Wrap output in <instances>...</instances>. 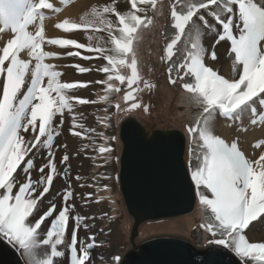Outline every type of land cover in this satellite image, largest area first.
Here are the masks:
<instances>
[{"label": "snow or ice", "instance_id": "obj_1", "mask_svg": "<svg viewBox=\"0 0 264 264\" xmlns=\"http://www.w3.org/2000/svg\"><path fill=\"white\" fill-rule=\"evenodd\" d=\"M138 3L150 4L154 13L162 14L156 7L157 0H131V11L120 13L114 7L104 6L93 9V20L82 19L78 23L64 19L55 25L56 29L69 33L87 30L96 24L106 25L111 34L113 23L105 17L107 13L115 12L119 35H113V46L105 49L78 43L76 39L48 37L45 10L59 11L49 0H0V37L11 33V38L0 47V77H3L0 96V238L21 250L28 264H54V258L65 255L58 250L62 245L69 250L70 264H92L91 252L96 247L94 237L90 238L93 242L78 241L79 229H87L89 225L85 222L87 218L77 213L76 205L71 203L75 194L68 180L70 157L67 153L62 156L60 163L64 168L61 173L55 162L54 148L66 112L72 114L71 134L91 139L87 134L94 130L78 124L80 114L75 113L76 104L84 105L89 101L69 94L87 87L88 83L62 82V73L57 66L47 62L58 54L45 50L46 46H74L77 50L68 51L69 57H81L79 50L85 48L97 53L106 61L98 69L106 74L104 81H97L106 85L105 96L101 99L107 101L108 94L121 92L120 86L124 85L122 100L128 107L120 109L119 103L116 107L122 111L140 108L139 93L155 85L141 74L137 44L142 39L141 30L152 25L154 19L138 15L137 12L144 11L137 8ZM206 17L215 23H210ZM170 18L175 31L161 59L170 62L167 68L169 83L176 85L179 81L189 102L199 108L186 131L190 137L191 179L197 189L199 204L207 213L200 226L211 233L213 239L208 241L209 244L229 248L243 264L250 261L264 264V242H250L245 235L249 225L264 216V154L250 160L237 141L228 143L213 130L217 114L238 120L247 112L251 116V125L264 124V2L174 0ZM203 29L217 35L216 44L230 41L231 78L206 64V56L215 60L217 54L214 49L209 54L203 46ZM182 37L184 54L179 62H175L174 48L180 51L176 46ZM91 39L93 37H89ZM22 53L26 54V59L22 58ZM82 58L90 60L93 57L84 55ZM74 67L80 73L89 71L80 65ZM113 81H118L119 85ZM25 85L26 91H23ZM144 110H148L147 105ZM77 128L83 131H76ZM29 133L32 138L26 139L25 134ZM261 145L264 140H258L253 146ZM40 148L47 150V163L39 167V179H33V150ZM110 151L106 146L98 147L100 154ZM21 173L25 177L23 181L20 180ZM60 175L68 181V186L63 189L61 206L57 208L52 202L37 217L54 178ZM69 223L74 227L70 243H67ZM43 224L49 226L41 240ZM41 246L50 248L42 258L37 253ZM113 259L119 262L120 257Z\"/></svg>", "mask_w": 264, "mask_h": 264}, {"label": "rangeland", "instance_id": "obj_2", "mask_svg": "<svg viewBox=\"0 0 264 264\" xmlns=\"http://www.w3.org/2000/svg\"><path fill=\"white\" fill-rule=\"evenodd\" d=\"M53 1L49 0L51 3ZM58 1V5L54 6V8L59 9V11L50 10L45 16L54 19L63 9L74 5L76 2H82L80 12L72 20V22L78 23L82 19H95L92 15L93 9L103 8L104 6L114 7L116 12L120 13L132 10L131 0ZM173 2L174 0H157L156 7L158 10H162V14L154 13L150 4H137V8L144 9L142 12H137L138 15L142 18L154 19L152 25L141 30L142 39L137 44L141 74L144 79L155 85L150 90L145 89L139 93L137 99L141 103L140 108L131 111L120 110L128 107L122 100L124 88L126 87L124 85L120 86L121 92L108 94L107 101L101 99V97L105 96L106 85L97 83V81H104L106 74L98 71V69L104 66L106 61L97 53L89 52L85 48L79 50L81 57H69L66 53L68 51H76L77 49L74 46L62 48L60 46L48 45L47 47L53 52L58 51L56 52L58 56L56 58H49L47 62L57 66V70L62 73V82L88 83L87 87L72 90L69 94L89 101V103L84 105L76 104L75 113L80 114V118L77 121L78 124H83L86 129L94 130L87 134L91 139L71 134L72 114L66 112L64 123L61 126V135L55 139L54 148L56 152L55 162L61 173L64 168V165L60 163L62 156L67 153L70 157L68 163L71 165V173L68 180L71 181V188L75 194L71 203L76 205L77 213L87 218L85 222L89 225L87 229H79L78 241L93 242L90 238L94 237L96 247L91 252L92 264H119L129 246L128 237L132 219L125 209L118 183L119 154L121 150L119 127L120 122L125 117L132 116L136 118L146 131L154 129L168 130L172 128L181 130L186 138L184 161L188 173L191 175L189 168L190 137L186 131V127L193 122L195 114L198 113V107L189 102L187 94L182 89L179 81H177L176 85L169 83L167 68L170 62L161 59L165 54L166 44L171 41L175 31L170 18L171 4ZM258 2H264V0H258ZM82 8H84L83 12H81ZM105 18L111 20L113 23L111 34L107 31L106 25L96 24L95 26H90L87 30H73L70 33L60 29L62 31L61 36L62 38L76 39L78 43H84L85 45L91 44L93 47L110 49L113 46L111 37L119 35V22L115 12L107 13ZM206 18L209 19L210 23H215L212 18ZM57 23L59 22L56 21L54 24ZM197 23L200 22L197 21ZM203 31L205 32L202 36L203 46L208 50L209 54L213 49L217 54V59L215 60H212L210 55L206 56V64L226 78H231L232 57L230 56V44L224 41L216 44L217 35L206 29H203ZM89 37H93V39L89 40ZM176 47L180 51L177 52L174 48L173 61L179 62V59L184 54L183 41L178 42ZM84 55H90L93 58L85 60L82 58ZM22 58L26 59L27 56ZM74 65H80L89 69V71L80 73ZM172 75L175 78V72ZM2 82L3 77H0V96H2ZM113 83L119 85L118 81H113ZM26 87L25 85L23 91L26 90ZM141 87H143L142 83ZM118 103L120 104V109L116 107ZM144 105L148 106L147 111L144 110ZM105 117H107V120H104ZM250 119V113L247 112L238 120L225 118L217 114L213 126L214 133L221 136L223 127L228 124L230 126V121L231 124L235 123L234 125L232 124V127L239 131L245 126L252 127ZM56 122L57 124L60 123L59 118H57ZM224 122H227V124ZM76 131L83 130L77 128ZM113 137L114 139H110ZM25 138L31 139V134H25ZM64 145L67 147H63ZM86 145L87 147H85ZM102 145L110 148L111 151L100 154L98 147ZM33 151L35 153L33 156L35 168L32 171V177L33 179H39L40 174L38 169L47 163V150L40 148ZM192 164L193 166L195 165L194 160ZM45 171L47 172V169ZM77 176H80L81 179L77 180ZM24 179L25 177L21 173L20 180L23 181ZM67 186L68 181L65 180L63 175L54 178L53 185L50 192L46 194L41 211L36 214L37 217L52 202L56 203L57 208L61 206L63 189ZM195 196L194 208L188 214L142 222L138 227V240L156 235H171L184 238L198 248H204L209 245L208 241L212 240L213 237L211 233L200 226L205 222L204 217L207 213L202 210V206L199 204L196 186ZM190 217H194L193 222L189 221ZM48 226L49 224L42 225L41 240L44 238L43 232L47 230ZM73 227L74 225L69 223L66 228L67 243H70ZM245 235L250 242H264V216L260 217L257 221H253L245 230ZM5 242L8 241L5 239ZM226 249L233 253L229 248L226 247ZM58 250L63 251L65 255L63 258H54V264H70L68 248L62 245L58 246ZM48 252H50V248L47 246H41L37 250L41 258ZM17 253L22 264H28L27 257L22 254V251L17 249ZM116 256L120 257L119 262L113 259ZM236 258L241 261L238 257ZM249 264H252V262L250 261Z\"/></svg>", "mask_w": 264, "mask_h": 264}, {"label": "water", "instance_id": "obj_3", "mask_svg": "<svg viewBox=\"0 0 264 264\" xmlns=\"http://www.w3.org/2000/svg\"><path fill=\"white\" fill-rule=\"evenodd\" d=\"M118 183L132 219L128 249L119 264H242L221 245L198 248L188 240L156 235L138 240L142 222L188 214L195 190L184 161L186 138L178 128L146 131L134 117L120 122ZM0 264H22L0 238Z\"/></svg>", "mask_w": 264, "mask_h": 264}, {"label": "bare ground", "instance_id": "obj_4", "mask_svg": "<svg viewBox=\"0 0 264 264\" xmlns=\"http://www.w3.org/2000/svg\"><path fill=\"white\" fill-rule=\"evenodd\" d=\"M54 6L58 5L59 1L54 0L53 1ZM82 7V2H76L74 5L68 6L67 8L63 9L58 16H56L54 19H51L49 16H45V28L47 36L54 37V38H62L61 34L62 31L60 29H56L54 23L60 22L64 19H69L70 21L73 20V18L76 17V14L80 12V8ZM84 11V8H82V11ZM47 12H50V10H45V15H47ZM11 38V33L3 34L2 37H0V46L3 47L4 42ZM46 46L45 50H49ZM51 51V50H49ZM58 52V51H56ZM22 57H26V54H21ZM26 91V90H25ZM227 124V122H224ZM233 125L235 123H232ZM231 121L230 126L225 125L222 129L221 138L225 139L226 142L231 143L234 140L238 142L239 148L245 153V156L249 158L250 160H256L258 159L262 154H264V145H261L260 147H254L253 145L258 140H264V124H259L258 126H245L241 129V131L235 129L232 127ZM246 129V130H245ZM241 136V137H240ZM77 209V208H76ZM189 221H194V217H190Z\"/></svg>", "mask_w": 264, "mask_h": 264}, {"label": "trees", "instance_id": "obj_5", "mask_svg": "<svg viewBox=\"0 0 264 264\" xmlns=\"http://www.w3.org/2000/svg\"><path fill=\"white\" fill-rule=\"evenodd\" d=\"M182 41H183V37H182V39H181ZM225 43H229L230 44V41H224ZM186 82H187V80H186ZM189 82V81H188ZM198 112H199V108H198V110H197Z\"/></svg>", "mask_w": 264, "mask_h": 264}]
</instances>
